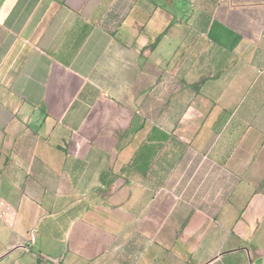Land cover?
I'll return each instance as SVG.
<instances>
[{"label":"crops","instance_id":"1","mask_svg":"<svg viewBox=\"0 0 264 264\" xmlns=\"http://www.w3.org/2000/svg\"><path fill=\"white\" fill-rule=\"evenodd\" d=\"M0 264H264V0H0Z\"/></svg>","mask_w":264,"mask_h":264},{"label":"built area","instance_id":"2","mask_svg":"<svg viewBox=\"0 0 264 264\" xmlns=\"http://www.w3.org/2000/svg\"><path fill=\"white\" fill-rule=\"evenodd\" d=\"M33 233V231H31V234Z\"/></svg>","mask_w":264,"mask_h":264}]
</instances>
